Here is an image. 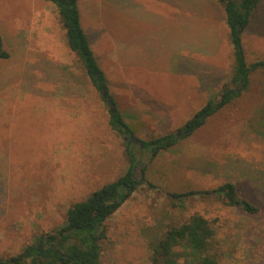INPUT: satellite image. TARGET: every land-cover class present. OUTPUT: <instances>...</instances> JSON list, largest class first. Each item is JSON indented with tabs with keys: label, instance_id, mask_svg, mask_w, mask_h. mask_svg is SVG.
<instances>
[{
	"label": "rangeland",
	"instance_id": "obj_1",
	"mask_svg": "<svg viewBox=\"0 0 264 264\" xmlns=\"http://www.w3.org/2000/svg\"><path fill=\"white\" fill-rule=\"evenodd\" d=\"M182 1L193 16L212 13L209 0ZM88 2L101 35L92 42L97 58L117 50L136 53L124 56L132 60L107 78L109 97L136 137L183 132L198 110L220 96L235 57L217 0L224 22L216 29L215 55L184 48L165 70L154 68L148 56L158 55L151 42L167 34L176 6L169 0ZM195 23L182 34L206 48L210 39H200ZM0 35L10 53L0 58V258L61 227L73 203L116 180L128 166L130 140L153 185L139 187L108 219L100 264H152L150 241L195 213L215 229L211 252L220 264H264V67L253 70L248 87L201 127L153 155L112 127L110 102L70 49L55 3L0 0ZM243 42L248 65L264 60V0ZM108 60H102L105 67ZM227 181L260 210L227 204L215 191Z\"/></svg>",
	"mask_w": 264,
	"mask_h": 264
},
{
	"label": "trees",
	"instance_id": "obj_2",
	"mask_svg": "<svg viewBox=\"0 0 264 264\" xmlns=\"http://www.w3.org/2000/svg\"><path fill=\"white\" fill-rule=\"evenodd\" d=\"M58 6L61 21L66 30L70 49L80 58L86 73L101 97L109 89L105 70L101 66L88 35L82 25L79 0H50ZM224 8L230 28V39L234 47L235 65L230 80L224 84L219 97L209 100L184 130L192 134L215 112L222 109L233 98L248 87L253 70L264 67V60L251 65L246 61L243 33L260 0H217ZM0 35V58L10 53L4 48ZM111 125L122 134L134 132L113 100L108 103ZM129 136V135H128ZM176 133L154 137L144 142V148H151L153 155L173 146ZM129 140L126 142L128 166L114 181L92 192L86 199L73 203L67 211L66 222L56 230L48 231L26 246L16 255L0 258V264H100L103 241L108 237V219L147 182L144 176L146 165L142 164L139 153ZM215 191L224 196L227 204L240 206L256 213L260 208L240 196L237 184L227 181ZM215 229L203 214L195 213L187 221L172 225L162 236L150 241L152 264H220L211 252Z\"/></svg>",
	"mask_w": 264,
	"mask_h": 264
},
{
	"label": "crops",
	"instance_id": "obj_3",
	"mask_svg": "<svg viewBox=\"0 0 264 264\" xmlns=\"http://www.w3.org/2000/svg\"><path fill=\"white\" fill-rule=\"evenodd\" d=\"M79 1L81 4L79 5L81 12V20H83V18L85 17L84 21L82 22V25L88 35L89 41L92 46V42L98 41L101 35L99 32H97L94 29V27L91 24V18H90L91 3L88 2V0H79ZM209 1L212 6V8H209V10H211L212 13L207 12V15L193 16L192 8L186 7L185 3H183L182 0H169V2H171L174 6H176V8L172 9V11H174L173 15L168 16L170 17L169 18L170 23L168 24L167 34L161 36V39L157 38L156 40L151 42L154 45L152 49L153 50L158 49L159 51L158 55L151 53L148 56V59L154 68H159V69L161 68L162 70L169 68L171 64L168 63L167 61H171V59H175V57L178 56L180 50L184 48H187L189 50L199 49L200 51L205 52V55L207 56L215 55L214 53L216 49H213V47H215L214 43L216 40V29L220 27L221 23H223L224 20L217 13L216 4H215L216 0H209ZM187 13L188 15H186ZM184 23H188V25L186 26ZM193 23H195V26L200 27L202 33L200 39H210L209 45L205 46L207 49L204 48L203 46L193 44L192 41L189 42L188 40H191L192 37L191 38L187 37L186 33L182 34V32L183 31L185 32L187 28H191V24L193 25ZM46 34H47V30H46ZM188 34L191 36V33ZM203 34H205V36H203ZM223 40H224L223 45H225V41L227 42V40L225 39V37H223ZM200 42H202V40H200ZM111 53H108L106 55L104 53L101 54L103 59L109 58L108 60L109 64L107 65V67H105V65L103 64L102 61L103 59L100 58V56L98 58L100 64L102 63L104 65L103 67V65L101 64V66L105 70L107 78L109 74L114 73L117 69L119 70L122 64H126L127 62L132 60V58L129 57L124 58V56H131V57L136 56L135 51L134 53L131 54H127V53L123 54V52L120 53L118 50L113 51ZM142 107L145 110L150 109L149 106L145 104H143ZM131 114H134V112H132Z\"/></svg>",
	"mask_w": 264,
	"mask_h": 264
},
{
	"label": "water",
	"instance_id": "obj_4",
	"mask_svg": "<svg viewBox=\"0 0 264 264\" xmlns=\"http://www.w3.org/2000/svg\"><path fill=\"white\" fill-rule=\"evenodd\" d=\"M103 96H104L105 98H107V100H108L110 103L113 102V100L110 99V97H109L108 90H104V91H103ZM188 133H189V131H188V130H185V131H183V132H179L177 135L180 136V135H182V134H188ZM131 140H134L135 142H139L141 146H144V142L141 141L140 138L136 137L134 133H131Z\"/></svg>",
	"mask_w": 264,
	"mask_h": 264
},
{
	"label": "flooded vegetation",
	"instance_id": "obj_5",
	"mask_svg": "<svg viewBox=\"0 0 264 264\" xmlns=\"http://www.w3.org/2000/svg\"><path fill=\"white\" fill-rule=\"evenodd\" d=\"M130 138H131V134H130Z\"/></svg>",
	"mask_w": 264,
	"mask_h": 264
}]
</instances>
